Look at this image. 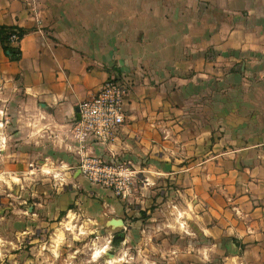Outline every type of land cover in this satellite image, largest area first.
Returning <instances> with one entry per match:
<instances>
[{
  "label": "crops",
  "instance_id": "obj_1",
  "mask_svg": "<svg viewBox=\"0 0 264 264\" xmlns=\"http://www.w3.org/2000/svg\"><path fill=\"white\" fill-rule=\"evenodd\" d=\"M1 28L25 31L18 60L0 32V91L16 92L26 151L78 173L79 103L130 77L118 139L93 154L127 161L217 249L264 262V0H0ZM87 187L93 221V189L111 194Z\"/></svg>",
  "mask_w": 264,
  "mask_h": 264
},
{
  "label": "rangeland",
  "instance_id": "obj_2",
  "mask_svg": "<svg viewBox=\"0 0 264 264\" xmlns=\"http://www.w3.org/2000/svg\"><path fill=\"white\" fill-rule=\"evenodd\" d=\"M15 93L0 91V264H264L246 262L242 250L217 249L200 232L195 215L184 218V208L171 203L170 194L155 201L150 182L135 170L128 171L135 180L129 201L105 187L111 195L96 201L93 189V216L103 214L89 220L81 201L95 184L80 170L75 173L77 168H54L61 163L57 155L33 156L24 149L16 135L21 108L11 105ZM113 204L116 211L105 214ZM125 208L133 211L130 216L122 213ZM113 215L126 225L109 224Z\"/></svg>",
  "mask_w": 264,
  "mask_h": 264
},
{
  "label": "built area",
  "instance_id": "obj_3",
  "mask_svg": "<svg viewBox=\"0 0 264 264\" xmlns=\"http://www.w3.org/2000/svg\"><path fill=\"white\" fill-rule=\"evenodd\" d=\"M21 40L19 31L10 35V43L18 46ZM133 88L130 77H110L90 99L78 105V114L70 123V134L74 149L80 156V171L91 184L111 188L123 199L130 200V187L135 183L129 175L126 161L115 154L103 157L93 154V144L112 145L125 124V101ZM123 189V190H122Z\"/></svg>",
  "mask_w": 264,
  "mask_h": 264
},
{
  "label": "trees",
  "instance_id": "obj_4",
  "mask_svg": "<svg viewBox=\"0 0 264 264\" xmlns=\"http://www.w3.org/2000/svg\"><path fill=\"white\" fill-rule=\"evenodd\" d=\"M1 37H2V43L4 45L5 50L8 52L10 57L14 60H18L21 57V50L19 47L13 46L10 43V35L14 32L13 28H1ZM20 35L23 36L25 31L20 30Z\"/></svg>",
  "mask_w": 264,
  "mask_h": 264
},
{
  "label": "water",
  "instance_id": "obj_5",
  "mask_svg": "<svg viewBox=\"0 0 264 264\" xmlns=\"http://www.w3.org/2000/svg\"><path fill=\"white\" fill-rule=\"evenodd\" d=\"M79 116V115H78ZM109 224H111L113 227L119 226V225H124V220L123 219H117V218H112L108 221ZM113 256V254H111Z\"/></svg>",
  "mask_w": 264,
  "mask_h": 264
},
{
  "label": "bare ground",
  "instance_id": "obj_6",
  "mask_svg": "<svg viewBox=\"0 0 264 264\" xmlns=\"http://www.w3.org/2000/svg\"><path fill=\"white\" fill-rule=\"evenodd\" d=\"M48 170H50V169H47V171ZM68 229H71V227H68ZM59 236H62V234H60ZM59 239V238H58ZM101 251H106V248H104V249H96V251H95V257H99L100 256V252ZM120 260H122V258L120 259Z\"/></svg>",
  "mask_w": 264,
  "mask_h": 264
}]
</instances>
